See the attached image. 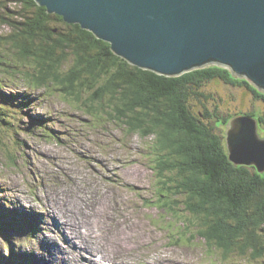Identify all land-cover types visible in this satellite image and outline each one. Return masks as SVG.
<instances>
[{
	"label": "rangeland",
	"instance_id": "rangeland-1",
	"mask_svg": "<svg viewBox=\"0 0 264 264\" xmlns=\"http://www.w3.org/2000/svg\"><path fill=\"white\" fill-rule=\"evenodd\" d=\"M10 4L15 6V0ZM10 30L0 23L1 33ZM17 81L2 89L5 96L17 99L15 105H6L9 121H0V220L8 230L0 232L1 262L71 264L62 259L77 256L80 260L74 264H264V257L237 251L225 255L207 242L181 203L176 214L162 206L151 162L152 136L130 132L106 114L99 120L84 110L81 100L54 87L33 89ZM202 90L211 96L206 106L212 111L218 107L222 117L264 112V102L245 86L212 78ZM83 93V98L89 95ZM22 96L29 103L19 109ZM191 103L195 111L205 109L203 99ZM259 129L264 135V126ZM85 202H95L90 217L59 224V217L76 214ZM98 207L109 217H99V225L91 228ZM78 229L106 248L76 249L70 236ZM88 232L98 238L88 237ZM98 253L103 258H96Z\"/></svg>",
	"mask_w": 264,
	"mask_h": 264
},
{
	"label": "trees",
	"instance_id": "trees-1",
	"mask_svg": "<svg viewBox=\"0 0 264 264\" xmlns=\"http://www.w3.org/2000/svg\"><path fill=\"white\" fill-rule=\"evenodd\" d=\"M15 3L0 0V23L11 28L0 32V121L9 119L6 105L17 99L2 89L16 86L19 78L33 89L54 87L72 95L99 120L106 114L130 132L152 136L151 162L162 206L176 214L181 203L197 220L199 234L225 255L264 257V173L230 160L224 128L237 113L222 117L218 107L210 110L211 96L202 88L219 78L247 87L263 102L264 92L216 64L179 76L140 68L115 54L108 41L49 13L36 0ZM85 90L89 95L83 98ZM194 98L204 100L202 112L193 109ZM23 99L19 109L29 103ZM255 116L264 126V112ZM0 229H5L1 220Z\"/></svg>",
	"mask_w": 264,
	"mask_h": 264
},
{
	"label": "water",
	"instance_id": "water-1",
	"mask_svg": "<svg viewBox=\"0 0 264 264\" xmlns=\"http://www.w3.org/2000/svg\"><path fill=\"white\" fill-rule=\"evenodd\" d=\"M78 23L133 65L179 76L211 62L228 65L264 91V0H36ZM230 160L264 172L259 120L238 114L226 126Z\"/></svg>",
	"mask_w": 264,
	"mask_h": 264
},
{
	"label": "bare ground",
	"instance_id": "bare-ground-1",
	"mask_svg": "<svg viewBox=\"0 0 264 264\" xmlns=\"http://www.w3.org/2000/svg\"><path fill=\"white\" fill-rule=\"evenodd\" d=\"M106 41V40H105ZM110 43V42H109ZM211 64H216V65H219V66H224V67H228V68H230L228 65H225V64H222V63H217V62H211V63H209L208 65H206V66H209V65H211ZM206 66H203V67H206ZM139 67V66H138ZM203 67H201V68H203ZM141 68V67H140ZM196 69H198L197 67H196ZM231 69V68H230ZM193 70H195V69H193ZM192 71V70H191ZM232 71V70H231ZM186 73V72H185ZM232 73H233V71H232ZM184 74V73H183ZM234 74V73H233ZM182 75V74H181ZM235 75V74H234ZM238 77V76H237ZM241 78V77H240ZM257 88V87H256ZM260 90V89H259ZM260 91H262V90H260ZM262 92H264V91H262ZM243 114V113H242ZM238 115V114H237ZM248 115H251V114H248ZM235 116V115H234ZM252 116V115H251ZM256 117V116H255ZM259 120V119H258ZM260 128V127H259ZM261 134V133H260ZM226 137H227V135H226ZM261 137L262 138H264V136H262L261 135ZM98 196V195H97ZM99 201V200H98ZM93 205H95V202H85V203H83L81 206H79V209H78V211H77V213L76 214H74V215H72V216H68V215H62L61 217H59L60 218V222H59V224H61L62 222H70V223H73V222H80L81 221V217H82V219H84L85 220V215L86 216H91V215H88V210H89V208L91 207V206H93ZM102 206V205H101ZM100 206V207H101ZM110 206V205H109ZM109 208V207H108ZM43 209V208H42ZM82 209H83V211L84 212H82ZM112 209V208H111ZM58 210V209H57ZM24 213V212H23ZM61 214V213H60ZM110 214V213H109ZM113 214V213H112ZM84 215V216H83ZM94 217H96V219H94L93 221H91L90 223H91V228H96L98 225H99V221H98V218L99 217H103V218H105V219H107L108 220V217H109V215L106 213L105 214V210H103L102 208H99L98 207V210H97V215L96 216H94ZM0 219H2V218H0ZM2 221V220H1ZM48 223V222H47ZM82 223V222H81ZM90 223H88V224H90ZM4 224V223H3ZM80 224V223H79ZM83 224V223H82ZM80 226V225H79ZM82 226V225H81ZM5 227L7 228V224H5ZM4 227V228H5ZM120 228V227H119ZM65 229H66V231H69V229H70V227H68V228H66L65 227ZM90 228H88V229H86L87 231L89 230ZM0 230H2V229H0ZM6 230V229H5ZM31 230H33V228L31 229ZM35 230V229H34ZM121 230H123V229H121ZM0 232H3V231H0ZM6 232V234L8 233V230H6L5 231ZM4 233V232H3ZM33 233V232H32ZM70 233V232H69ZM72 234H71V242H73V244H75V245H77V248L76 249H80V247H81V249H82V251H85L86 249H87V251L89 252V248H93V246L95 247V248H97V249H104V248H106L105 246H101V245H99V244H97V242H95V241H93V240H89V239H87V236H85L84 234H82L80 231H79V229L78 230H75V231H73V232H71ZM86 233V232H85ZM89 233V232H88ZM68 236V235H67ZM53 237V236H52ZM88 237H91L92 239L93 238H96L97 236H94V235H92L91 233H89L88 234ZM107 237H109V236H107ZM98 238V237H97ZM105 238H106V236H105ZM76 239H80V243H76L77 242V240ZM76 240V241H75ZM107 242V241H106ZM81 244V245H80ZM89 244V247L88 248H86V246ZM70 250V249H69ZM72 251V250H71ZM62 252H63V249H62ZM65 254H66V252H64ZM81 252H80V256H81ZM74 255H76V254H74ZM98 256H101L102 258H103V256H102V253H98L97 255H96V258L98 257ZM67 258V257H66ZM105 258V257H104ZM77 260V262L80 260V259H78V257L76 256V258H75V256H74V258L73 257H70V258H68V259H65V260H63L62 259V262H70L71 264H74V262ZM106 261V260H105ZM60 262V261H59ZM89 262L90 263H92V264H101L98 260H97V262H94V261H92V260H89ZM116 263V262H115ZM32 264H35V263H32ZM76 264V263H75ZM102 264H104V263H102ZM106 264V263H105Z\"/></svg>",
	"mask_w": 264,
	"mask_h": 264
}]
</instances>
